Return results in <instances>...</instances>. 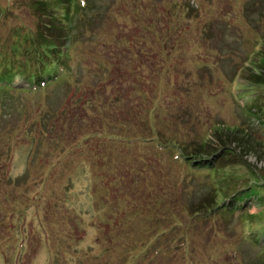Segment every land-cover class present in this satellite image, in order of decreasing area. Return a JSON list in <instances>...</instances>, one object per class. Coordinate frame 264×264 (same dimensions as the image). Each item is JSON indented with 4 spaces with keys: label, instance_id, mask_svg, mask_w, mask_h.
<instances>
[{
    "label": "rangeland",
    "instance_id": "374dc122",
    "mask_svg": "<svg viewBox=\"0 0 264 264\" xmlns=\"http://www.w3.org/2000/svg\"><path fill=\"white\" fill-rule=\"evenodd\" d=\"M32 1L0 0V53L37 32ZM58 10V84L0 95V264H264L255 190L228 215L194 212L250 170L264 188V0H84L67 27ZM201 143L218 177L178 158Z\"/></svg>",
    "mask_w": 264,
    "mask_h": 264
},
{
    "label": "trees",
    "instance_id": "16d2710c",
    "mask_svg": "<svg viewBox=\"0 0 264 264\" xmlns=\"http://www.w3.org/2000/svg\"><path fill=\"white\" fill-rule=\"evenodd\" d=\"M84 0H33L32 3H28L27 8L30 9V11H33L35 15L38 18V30L34 34L33 32H22L21 29H17L15 31V34L17 36V41L15 42L14 46L11 48V53H0V58H5V55L13 59L20 54H25L24 64H15V65H4L0 67V95L5 96L9 94L10 90H19V91H32L36 92L42 87H45L46 84H58L60 78L62 77L63 73L65 72V68L61 63L60 60L66 58V51L68 50L65 43L61 44V37L57 34L58 31L62 30V28H59L57 25V16L60 14V10L64 8L65 12L62 13V19L60 22L63 24L64 27H67L65 23H71L72 19L75 18V14L77 11H79V8ZM58 6H56V4ZM85 4V3H84ZM59 12L57 15L54 16L55 13ZM134 12V11H133ZM0 14H2V11L0 10ZM79 14V13H78ZM77 14V15H78ZM47 29L49 31H47ZM64 31L66 29L64 28ZM21 37V38H20ZM19 38L21 40H19ZM67 40L66 36H64V41ZM23 44H28V48H25L24 50H21V46ZM124 53L119 52L117 56L121 57L124 56ZM7 61V60H6ZM114 61V60H113ZM1 63V62H0ZM112 65V63H111ZM114 65V63H113ZM143 66L144 64H140ZM135 70H143L142 67H136ZM166 79L170 80L173 78V75L171 72H165ZM259 74V78H263L264 76V67L262 73ZM17 75H20L24 77V84L28 85L29 88H22L21 86L13 87V81L15 80V77ZM123 75H125V72H123ZM131 77V75L129 76ZM128 77V78H129ZM127 78V79H128ZM262 83L264 82L261 81ZM119 88L120 85H117ZM110 102V101H109ZM128 102V101H127ZM157 110V109H156ZM257 112H260V114H257ZM257 114L254 116L257 118L258 122L261 124H264V98H261L259 101L255 102V109L254 112ZM262 113V114H261ZM263 115V116H262ZM237 132V131H236ZM218 148V147H217ZM211 149L213 151L214 148L212 145L209 144H203L201 143L199 146H192L188 147L187 145L183 148L179 147V154L184 161L193 162L192 166H196L202 169H208L209 174L208 176H212L213 174L215 177H218L219 170L212 166L211 164L206 165L205 162L206 159L203 157L206 154H209ZM192 150V152H191ZM218 152H215L208 156V158L217 159L221 153L227 151L226 147L218 148ZM218 156V157H215ZM200 169V170H202ZM131 171V170H130ZM250 176H246L242 181V183H234L237 186L241 187L243 185H246L247 187L242 188V190H239L237 193L233 194L234 188L233 185L229 189L228 192H223L221 190V187L218 189L217 187L210 186V195L206 197L196 208L194 212L196 214L203 213L202 217L211 216V214L220 213L222 216L228 215V211H230L229 207L232 205V203L237 202L238 199H240V203L245 202L243 200L244 195L247 192H250V190H255V193L253 195L262 196L261 199H264V188H260L258 186V182L255 180H261L262 176L258 174L256 170H250ZM132 173V171H131ZM135 175H137L136 172H134ZM212 174V175H210ZM213 177V176H212ZM239 178H242V175L239 176ZM253 178V181H251ZM237 177H234L233 180L235 181ZM241 180V179H240ZM236 180V181H240ZM144 182V178L141 180ZM219 182V180H218ZM242 184V185H241ZM221 186V184H219ZM236 186V187H237ZM241 189V188H240ZM176 194H180V189L176 187L175 189ZM241 192V193H239ZM228 193V195H226ZM145 198H143V203L145 206V199L147 195H144ZM231 199L229 206H221V203L225 200ZM150 202H147L146 207H150L148 204ZM177 206V204L175 205ZM239 209H242V206H239ZM153 208V207H152ZM184 209V208H183ZM181 211L182 208H181ZM185 211L188 210L185 208ZM241 211V210H240ZM191 213L190 211H188ZM227 212V213H226ZM247 215V213H246ZM200 216V215H198ZM202 217H200L202 219ZM250 217V216H249ZM255 216L250 217V219H253L251 221V225L257 226V223L253 222L255 219ZM249 220V218H247ZM247 220V222H249ZM261 230H264L262 226H260ZM259 243V242H258Z\"/></svg>",
    "mask_w": 264,
    "mask_h": 264
},
{
    "label": "flooded vegetation",
    "instance_id": "af4514ba",
    "mask_svg": "<svg viewBox=\"0 0 264 264\" xmlns=\"http://www.w3.org/2000/svg\"><path fill=\"white\" fill-rule=\"evenodd\" d=\"M147 39V41H144V40H146ZM143 41V42H142ZM149 44H153V47H155V44H156V41H155V34H152L151 35V37L150 38H148V37H142V40H141V43L140 44H138V45H135V48H137V47H140V46H142V45H149ZM146 46H144V48H145ZM139 51H143V49H142V47L139 49ZM124 53H125V51H123ZM122 52V53H123ZM150 55L149 54H147L146 56H145V58H144V61H148L149 59H150ZM125 75H127V74H125ZM131 74H128L127 75V77L128 76H130Z\"/></svg>",
    "mask_w": 264,
    "mask_h": 264
}]
</instances>
